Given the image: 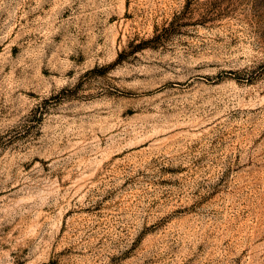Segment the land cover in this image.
I'll return each instance as SVG.
<instances>
[{"label": "rangeland", "instance_id": "rangeland-1", "mask_svg": "<svg viewBox=\"0 0 264 264\" xmlns=\"http://www.w3.org/2000/svg\"><path fill=\"white\" fill-rule=\"evenodd\" d=\"M0 264H264V0H0Z\"/></svg>", "mask_w": 264, "mask_h": 264}]
</instances>
